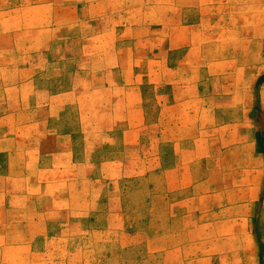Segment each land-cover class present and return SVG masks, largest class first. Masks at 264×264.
Returning a JSON list of instances; mask_svg holds the SVG:
<instances>
[{
    "label": "rangeland",
    "instance_id": "1",
    "mask_svg": "<svg viewBox=\"0 0 264 264\" xmlns=\"http://www.w3.org/2000/svg\"><path fill=\"white\" fill-rule=\"evenodd\" d=\"M263 79L264 0H0V264H264Z\"/></svg>",
    "mask_w": 264,
    "mask_h": 264
},
{
    "label": "trees",
    "instance_id": "2",
    "mask_svg": "<svg viewBox=\"0 0 264 264\" xmlns=\"http://www.w3.org/2000/svg\"><path fill=\"white\" fill-rule=\"evenodd\" d=\"M264 80V79H263ZM261 136V133H259V137ZM261 144H262V140L260 141ZM263 258V261H264V255L261 256ZM264 263V262H263Z\"/></svg>",
    "mask_w": 264,
    "mask_h": 264
}]
</instances>
